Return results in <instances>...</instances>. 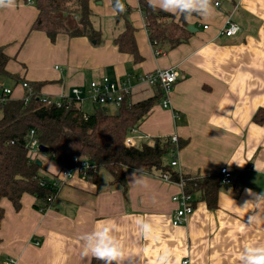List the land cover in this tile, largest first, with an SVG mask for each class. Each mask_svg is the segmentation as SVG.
Listing matches in <instances>:
<instances>
[{"label":"crops","instance_id":"obj_1","mask_svg":"<svg viewBox=\"0 0 264 264\" xmlns=\"http://www.w3.org/2000/svg\"><path fill=\"white\" fill-rule=\"evenodd\" d=\"M142 1L122 2L132 9L139 62L114 42L125 25L116 20L111 0L90 4L100 19L96 28L102 32L101 46L67 35L51 42L45 33L32 30L39 13L34 5L16 1L13 8H0V50L9 57L10 74L1 80L13 89L14 100L25 96L24 82L45 83L41 94L57 98L105 77L124 80L134 104L158 92L143 80L146 75L173 69L179 77L169 107L158 101L130 135L132 145L176 135L187 142L177 154L176 170L210 177L228 168L233 183L220 189L218 207L209 209L198 201L187 224L173 226L178 204L172 198L182 188L159 173L146 174L148 185L142 187L128 183L132 170L126 169L125 191L113 185L105 170L95 180L74 176L63 181V167L47 156L41 175L52 184L61 182L57 197L45 212L27 194L20 209L2 200L0 264L10 259L15 264H101L82 254L80 237L105 221L123 245L122 264H161L165 254L168 264H242L244 247H264V200L253 204L247 192H264V124L254 120L259 113L264 116V0H213L214 11L206 18L194 15L183 23L176 17V24L188 32L187 41L165 53L162 49L160 55L151 44ZM227 18L241 28L235 36L222 34ZM87 101L81 104L83 111ZM110 106L117 113L115 105L104 110ZM246 201L253 203L244 207ZM252 214L255 220L249 223ZM138 218L151 224V233L140 231Z\"/></svg>","mask_w":264,"mask_h":264},{"label":"trees","instance_id":"obj_2","mask_svg":"<svg viewBox=\"0 0 264 264\" xmlns=\"http://www.w3.org/2000/svg\"><path fill=\"white\" fill-rule=\"evenodd\" d=\"M27 3L28 0H16ZM38 10L32 30L46 34L51 42L60 35L71 38L86 37L95 46L103 43L102 32L97 29L92 18L96 16L91 9V0H30ZM96 3L102 0H95ZM117 15L116 20L124 22V31L114 40L120 52L132 55L135 62L141 61L135 39L136 29L130 22L132 9L124 6L123 0H111ZM122 6V9H120ZM151 44L155 43L164 53L187 41V30L176 24V17L148 7L142 1ZM184 23V19L180 18ZM9 57L0 50V80L10 76L6 72ZM16 84L21 81L16 78ZM2 81V80H1ZM45 83L28 82L25 98L11 100L0 105V227L4 219L1 207L7 199L16 209L21 208L24 195H30L40 203L36 206L45 212L53 206L58 190L41 175L43 162L30 156L28 145L30 134L34 131L39 146L47 148L46 156L63 168L74 166V158L84 159L95 165L99 171H107L113 185L127 191L125 170L141 168L148 175L159 173L168 175L170 182L184 183L185 193L194 197L193 204L205 202L209 209L218 207V195L223 185L221 175L199 177L181 174L171 166L173 156L181 151L186 141L179 139L174 144L171 138H155L152 144L140 147L127 146L126 140L148 117L153 107L161 99V90L155 97L131 103L126 97L124 104L115 115L104 107H98L88 114L75 101L57 107L48 106L42 100L41 89ZM254 120L264 124V116L257 114ZM168 156L171 158L167 161ZM41 162V164L38 163ZM21 180H17V178ZM98 175L90 179L95 180ZM42 182L46 184L41 185ZM54 197V199H53Z\"/></svg>","mask_w":264,"mask_h":264},{"label":"built area","instance_id":"obj_3","mask_svg":"<svg viewBox=\"0 0 264 264\" xmlns=\"http://www.w3.org/2000/svg\"><path fill=\"white\" fill-rule=\"evenodd\" d=\"M25 4L33 5L30 0H28V2ZM219 5V3H216V6ZM205 29H207V27H205ZM240 29L241 28L237 23H235L231 18H227L222 29V34L228 37H232L238 34ZM153 46L156 50V54L160 55L161 50L159 48L156 49L157 44L155 43ZM178 77V73L173 69H161L146 75L143 80L149 86L161 90V105L163 108H168L170 105L171 94L174 90V86L178 81ZM22 86L25 90H30V86L27 82H24ZM131 93L132 88L126 81H113L105 77L99 81L90 82L84 88H74L69 94L63 97L53 98L42 95V100L48 106L56 105L57 107H62L63 105H66L71 101H75L77 105L81 107V104L88 100L96 107L115 105L119 108L124 104L126 97L131 96ZM24 98L25 96L22 99ZM25 99L26 101L28 100L27 98ZM11 100H14L13 89L0 80V105H3ZM30 137L31 141L28 145V149L30 156L34 159L40 152V146L34 131L31 132ZM171 141L174 144H178L179 138L176 135L172 136ZM126 145L133 146L130 138L126 140ZM177 154L178 152L175 154V156H173V160L171 161V166L176 169L179 168ZM74 161L75 164L73 167L63 168V170L61 171L60 175L62 177L60 179H62L63 181H66L67 179L69 180L74 176H79L83 179H90L92 176L99 174V169L91 162L84 159L79 160L77 158H74ZM179 173L180 176H182V173L180 171ZM219 175H221V182L223 185L228 186L233 183V173L228 168H222ZM163 179L167 182H170V178L168 175H165ZM60 183L61 182L57 181V183H53L52 185L58 188L60 186ZM45 184V182L41 183L42 186H44ZM178 185L182 188V193L172 198L173 202L178 204V208L176 209L172 220L173 226H181L187 224L189 217L194 213L195 209L193 204L194 197L185 193L183 181L181 180V183H179ZM187 263L188 262H184V264ZM5 264H15V260L10 259L9 261L5 262Z\"/></svg>","mask_w":264,"mask_h":264},{"label":"clouds","instance_id":"obj_4","mask_svg":"<svg viewBox=\"0 0 264 264\" xmlns=\"http://www.w3.org/2000/svg\"><path fill=\"white\" fill-rule=\"evenodd\" d=\"M149 8L160 10L177 18H183L187 21L192 16H200L206 18L213 11V0H146ZM16 0H0V8L15 7ZM122 9V6H120ZM128 183L147 187L148 181L146 173L141 168H133L128 176ZM250 196L253 197V202H245V206L249 203L259 204L264 200V192L253 193L250 189L247 190ZM255 220V214L248 216V222L252 223ZM136 224L140 231L144 234H149L152 231V226L143 218H138ZM116 229L110 222H102L93 231L83 234L80 239L82 241V254H89L101 264H122L124 260V248L118 237L115 235ZM240 259L242 264H264V247L246 246L244 247ZM161 264H168L167 254L161 257Z\"/></svg>","mask_w":264,"mask_h":264},{"label":"rangeland","instance_id":"obj_5","mask_svg":"<svg viewBox=\"0 0 264 264\" xmlns=\"http://www.w3.org/2000/svg\"><path fill=\"white\" fill-rule=\"evenodd\" d=\"M99 20L100 19L97 16H94L92 18V22H93V24H94L95 27H96V25H97V23H98ZM84 111L86 113H91V112L94 111V106L89 101H87L84 104ZM108 112H109V114H113V113L116 114V108H114L113 106H110V107H108ZM38 156H39V159H41L43 161V163H44L45 162L44 159H45V157H47L45 155V153L39 152L38 153ZM167 161H170V157L169 156L167 158ZM103 173L106 174L107 172L106 171H103Z\"/></svg>","mask_w":264,"mask_h":264},{"label":"water","instance_id":"obj_6","mask_svg":"<svg viewBox=\"0 0 264 264\" xmlns=\"http://www.w3.org/2000/svg\"><path fill=\"white\" fill-rule=\"evenodd\" d=\"M189 30L192 31V26L189 27ZM39 151H40L41 153H46V152H47V148L41 146V147L39 148ZM38 163L41 164L40 161H38ZM17 180H21V178L18 177Z\"/></svg>","mask_w":264,"mask_h":264}]
</instances>
